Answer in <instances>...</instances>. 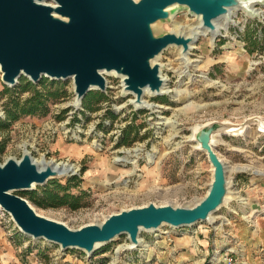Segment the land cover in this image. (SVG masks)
Here are the masks:
<instances>
[{
  "label": "rangeland",
  "instance_id": "374dc122",
  "mask_svg": "<svg viewBox=\"0 0 264 264\" xmlns=\"http://www.w3.org/2000/svg\"><path fill=\"white\" fill-rule=\"evenodd\" d=\"M253 7L255 14L239 9L229 20L216 22L221 29L213 39L197 30L184 55L175 45L164 49L154 62L160 65L165 93H145L143 102L150 109H135L130 103L134 96L122 93L121 79L113 73L105 75L106 91L90 90L85 96L95 110L73 106L71 79L42 77L31 83L22 75L8 87L0 77V163L20 158L25 148L40 165L41 158L73 165L66 175L16 191L37 213L73 229L149 202L194 205L207 193L212 167L188 139L191 128L209 121L247 125L243 133L214 136L212 148L230 186L212 221L141 231L134 250L124 249L129 240L123 234L87 255L24 235L0 208V264H218L228 247L233 264H258L260 259L264 264V131L257 130L264 123V0ZM199 22L186 7L175 5L169 18L152 29L155 35H193ZM250 37L253 45L246 40ZM29 84V91L20 92ZM44 88L63 96L48 99L34 113L5 119L8 102H24ZM100 93L104 100L97 102ZM56 183L80 197L78 208H44L29 200L33 192ZM251 231L260 234L252 238ZM234 233L244 241L239 244ZM202 238L208 241L204 255Z\"/></svg>",
  "mask_w": 264,
  "mask_h": 264
},
{
  "label": "water",
  "instance_id": "95a60500",
  "mask_svg": "<svg viewBox=\"0 0 264 264\" xmlns=\"http://www.w3.org/2000/svg\"><path fill=\"white\" fill-rule=\"evenodd\" d=\"M260 0H0V77L12 87L20 76L31 83L42 77L71 79L77 109L90 90L106 91V74L121 79L122 93L140 109L144 90L162 95L163 79L156 57L175 45L184 55L196 38L184 33L155 35L152 26L168 19L175 5L200 18L201 27L215 30V21L242 9L251 14ZM145 107V106H144ZM257 120V119H256ZM250 122V120L248 121ZM252 122V121H251ZM246 123L209 121L191 128L189 140L203 151L212 167L207 193L192 206L148 204L111 213L100 223L70 228L37 213L16 191L33 190L60 177L51 163L37 164L28 149L20 158L0 163V208L17 228L32 239H43L61 250L78 249L87 255L125 234L134 250L141 231L191 227L212 221V213L228 199L225 166L212 148L214 136L243 133ZM258 131H264L260 123Z\"/></svg>",
  "mask_w": 264,
  "mask_h": 264
},
{
  "label": "trees",
  "instance_id": "16d2710c",
  "mask_svg": "<svg viewBox=\"0 0 264 264\" xmlns=\"http://www.w3.org/2000/svg\"><path fill=\"white\" fill-rule=\"evenodd\" d=\"M250 45H253L255 41L250 37L246 38ZM261 51H264V40L263 45L260 48ZM248 51L251 53L254 51V47H248ZM31 85L23 88L20 92L29 91L31 89ZM62 93L60 92H50L47 89L34 90L32 95L25 99L24 102H20L17 99H13L6 105L5 109V119L6 120H16L19 113H34L40 106H44L48 99H58L62 97ZM104 100V95L99 94L96 101L100 102ZM81 105L85 106L90 110H95L93 107L86 103V98L84 97ZM28 108V109H27ZM73 178H76L75 176ZM55 183V182H54ZM29 200L33 201L36 205L41 207H61L68 206L71 209H76L80 206V197L78 195H74L68 191V186H62L59 183L54 184L52 187L42 188L40 192H33L30 195Z\"/></svg>",
  "mask_w": 264,
  "mask_h": 264
},
{
  "label": "bare ground",
  "instance_id": "6f19581e",
  "mask_svg": "<svg viewBox=\"0 0 264 264\" xmlns=\"http://www.w3.org/2000/svg\"><path fill=\"white\" fill-rule=\"evenodd\" d=\"M253 9H255V8H253ZM197 19L200 21V18L199 17H197ZM223 19H227V17H224V18H222V19H219V20H216L214 23H215V30L214 31H208L207 29H204V28H202L201 27V24H198L197 26H196V30L194 31V33H193V35H185V36H191V37H193L194 39L195 38H197L198 37V34L200 33V31L199 32H197V30H199V29H202V30H204V31H207V32H209V33H211L212 34V39L214 38V35L216 36L218 33H219V30L221 29V27L219 26V25H216V22H218V21H220V20H223ZM229 20V19H228ZM200 23V22H199ZM223 23H225V21L223 22ZM223 25V24H222ZM178 34H181V33H178ZM197 35V36H196ZM192 45V43H190V45H189V49L191 48L190 46ZM180 49V48H179ZM164 83H163V86H162V91H164ZM165 92V91H164ZM145 93H147V94H149L150 95V93L147 91V90H144V94H143V96L145 95ZM143 96H142V103H141V105H140V108H145V109H150L151 107H150V104H149V106H148V104L146 105V104H144V102H143ZM145 106V107H144ZM40 161H42V165H40V164H38V165H40V166H43L44 164H46V163H51L52 164V166H53V168L54 169H56L57 171H58V173L60 174V175H66L67 173H69V172H72V171H74L75 170V167L73 166V165H71V164H68V163H65V162H58V163H52V162H49V161H43L42 160V158H41V160ZM40 161H39V163H40ZM211 218H212V216H211ZM140 241V240H139ZM126 247H127V245H126ZM125 247V248H126Z\"/></svg>",
  "mask_w": 264,
  "mask_h": 264
},
{
  "label": "crops",
  "instance_id": "0c3cea01",
  "mask_svg": "<svg viewBox=\"0 0 264 264\" xmlns=\"http://www.w3.org/2000/svg\"><path fill=\"white\" fill-rule=\"evenodd\" d=\"M250 234H251V237L252 238H256L257 237V235L258 234H260V231L259 232H256V231H251L250 232ZM234 235L236 236V239L238 240V243L240 244L241 242H243L244 240H243V235L240 233H234ZM201 244H202V249L204 250V251H202V253L201 254H205V251L207 252V247H208V241L206 240V238H202L201 239ZM227 245V244H226ZM225 247H228V246H225ZM229 248L230 247H228V248H226L227 249V252L225 253H223L222 254V257L220 258V261L226 256V255H229L230 254V252H228V250H229ZM261 249H264V248H261ZM262 262H263V260L262 259H260L259 261H258V264H262Z\"/></svg>",
  "mask_w": 264,
  "mask_h": 264
},
{
  "label": "built area",
  "instance_id": "2783aa9c",
  "mask_svg": "<svg viewBox=\"0 0 264 264\" xmlns=\"http://www.w3.org/2000/svg\"><path fill=\"white\" fill-rule=\"evenodd\" d=\"M218 264H233V258L230 255H226Z\"/></svg>",
  "mask_w": 264,
  "mask_h": 264
}]
</instances>
